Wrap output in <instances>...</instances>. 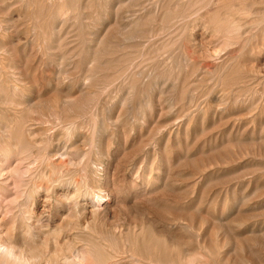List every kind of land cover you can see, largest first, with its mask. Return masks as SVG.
Wrapping results in <instances>:
<instances>
[{"label": "rangeland", "instance_id": "374dc122", "mask_svg": "<svg viewBox=\"0 0 264 264\" xmlns=\"http://www.w3.org/2000/svg\"><path fill=\"white\" fill-rule=\"evenodd\" d=\"M0 1L4 3H0L3 23L12 19L15 30L9 29L7 33L0 34V52L10 51L33 85L30 94L36 108L33 112L25 111V115L36 119L44 113V118L49 120L45 122L48 125L52 119L56 121V115L61 113L63 120L74 118V123L82 132H88V123L96 115L109 117L110 128L104 132L101 141L105 156L100 158L102 166L97 168L109 169L107 173L112 190L118 187L123 196L128 195L127 199L145 179L142 186H150L147 190L149 194L153 191L151 196L156 197L157 204L143 203V208L147 209H144L147 214L144 220L153 226L158 235L172 239L194 255L204 245L209 250L205 254L208 264H264V52L251 63L238 57L232 65L209 68L210 73L200 63L199 54L193 51L189 41V35L201 41L202 28L191 30L197 14L176 23H179L177 27L180 30L166 50L172 54L167 56L168 52L164 53L166 59L161 61L158 56L161 43L157 40L160 21L153 12L143 10L148 7L149 0H136V5L142 2L139 7L141 20L134 27L136 39L126 44L121 35L132 11L131 0H61L60 4L68 8L61 20L53 18L59 0ZM184 1H172L169 10H173L175 2ZM254 1L245 2L251 4ZM260 5L264 7V0L263 5L257 3L251 6L254 12L249 16H262V13L256 12ZM185 25L189 26L185 29ZM95 35L102 41L94 49L91 40ZM24 50L31 53L20 55ZM95 52L97 62L88 67ZM133 53H136L135 56ZM187 55L189 60L185 57ZM56 56H64L69 64L66 65L67 76L63 79L56 77L58 67L52 61ZM135 57L143 59V62L141 75L131 77L126 85L134 84V95L128 106L124 101L126 88L122 87L117 73L127 60ZM42 60L52 62L42 66ZM90 72L93 73L90 79L92 93H83L81 80ZM257 72L259 82L252 81ZM155 76L158 80L154 84L152 77ZM165 81L175 83L172 91L162 86ZM253 82L256 85L253 86ZM249 89L261 92H251L250 95L247 93ZM220 95H224L223 102L219 100ZM65 96L74 97V104L59 107L58 100ZM188 98H191L190 102ZM145 103L154 107V115L150 114L151 109L146 108ZM221 104H224L223 108ZM116 117L120 119L117 123ZM89 146L85 145L86 148ZM153 159L152 184H148ZM114 191L118 195L117 189ZM141 219L134 212L110 210V221L121 222L120 226L133 227L140 224Z\"/></svg>", "mask_w": 264, "mask_h": 264}, {"label": "bare ground", "instance_id": "6f19581e", "mask_svg": "<svg viewBox=\"0 0 264 264\" xmlns=\"http://www.w3.org/2000/svg\"><path fill=\"white\" fill-rule=\"evenodd\" d=\"M60 1L53 13L54 20H61L68 12L67 6L62 3L60 4ZM172 1L174 0H149L148 7L144 5L145 8H143L144 11L153 12L156 19L160 21L157 30V40L161 43L158 54L159 60L164 61L166 59V55H164L166 52H168L167 56H171L172 52L166 50L171 46L172 43L170 44V41L172 38L180 30V27H177L179 23L177 25L176 23L191 14H197L192 23L191 30L202 28L203 32H200L201 41L196 40V38L193 39L192 35H189V41L193 51L195 50L199 54L200 63H203L204 69L208 70L211 67L216 69L222 65H232V62L238 57H243L247 63H251L253 60L259 59L262 52H264V7L260 5L261 7L256 9V12L263 14L262 16H249L254 12L251 6L257 3L263 5V0H255L251 4H247L246 0H186L184 3L175 2L176 4L175 6L172 5L173 10L171 11L168 6ZM0 3L3 2L0 1ZM129 3H131L132 11L128 15L129 17L127 16L128 21L125 23L121 35L123 43L127 41L132 42L136 37L133 34L134 27L141 20L139 7L140 4L142 5V2L137 4L138 6L136 5V0H131ZM3 21L0 16V34L7 33L9 29L14 30L12 19H7L6 24ZM188 26L185 25V29ZM101 41L102 38L97 35L93 36L91 40L92 48L99 47ZM29 52L31 53V51ZM29 52L24 50L20 55H28ZM96 53L90 59L88 64L90 66L88 67L94 66L97 62L98 57ZM133 54L135 56L136 53ZM188 56H185L186 59ZM14 57L8 50L0 52V264H194L196 261L197 264H208L205 254L209 250H206L204 245H199L200 251L194 255L192 251L188 252L187 249L181 248L171 238L169 240L158 235L153 226L144 220L145 210L147 209L143 208V203L147 202L149 205L156 202V197L151 196L153 191L149 194L150 191L147 190L150 186L143 187L145 179L141 185L137 186L134 194L128 199V195L123 196L121 194L122 190L119 192L118 187L116 188V194L118 195L113 193L116 189L112 190L110 186L111 179H109V174L107 173L109 169H106V167L97 168V166H102L100 158L105 156L101 141L104 132L109 127V117L92 115L95 117L88 123V132H82L79 130L80 127L74 123V118L69 117L70 119L63 120L60 116L61 113L56 115V121L52 119L48 125L45 124L49 120L44 118V113L39 114V118L36 119L24 114L25 111L33 112L36 108L30 94L33 85L30 84L31 81L25 77V74L22 73ZM49 58L51 59V57ZM53 60L58 67L56 77L60 79L65 78L67 76V59L64 56H56L54 59L52 58ZM52 61L44 62L42 60V66H46L47 63ZM142 62L143 59L140 60L138 57L129 59L124 65V69H120L117 73V78L121 79L122 87L125 86L123 88H126L124 101L128 106H130L134 95V84L131 82L128 86L126 85L131 77L141 75L140 68ZM247 63L245 62L246 66ZM255 71H258V69ZM150 75L153 76L151 73ZM258 75V72L256 75L254 74L252 81L259 82L260 77ZM91 76H93V73L82 77L81 90L83 93H92L90 90ZM160 77L159 79L162 78ZM152 78H154L152 83L155 84V80H158V78L156 76ZM232 81L236 82L237 80ZM163 84L162 86L167 87L169 92L175 87V83L168 81H165ZM256 88H258V85ZM245 89L248 90L247 87ZM248 92L251 95V92L258 93L261 91L249 89ZM262 93L264 95V90ZM190 95L193 96V94ZM223 96H219L220 101L224 99ZM253 96L255 97V95ZM73 98L66 96L60 98L57 105L59 107L60 105L72 106L75 102ZM188 99L190 102L191 98ZM240 99H242V96ZM37 100L39 99L37 98ZM174 102H172V105H174ZM125 103L123 102V104ZM145 105L146 108L149 107L151 109L152 113L150 112V114L154 115V107L148 103H145ZM51 109L54 111L53 108ZM119 121L120 119L118 118L115 123ZM171 122L169 121V123ZM87 144L90 146L86 148L85 145ZM154 159L150 167L151 172L148 176V184L152 182V176L150 175L154 169ZM98 170L100 172H97ZM139 170L140 168H138V172ZM133 183L136 184L135 182ZM111 209L124 210L130 213L134 212L141 216L142 222L139 221L140 224H133V227L120 226L121 222L110 221Z\"/></svg>", "mask_w": 264, "mask_h": 264}]
</instances>
